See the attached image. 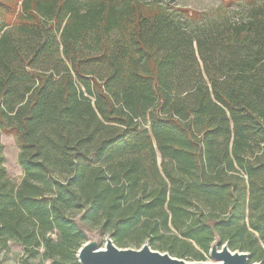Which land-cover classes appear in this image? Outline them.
Instances as JSON below:
<instances>
[{
	"label": "trees",
	"instance_id": "obj_1",
	"mask_svg": "<svg viewBox=\"0 0 264 264\" xmlns=\"http://www.w3.org/2000/svg\"><path fill=\"white\" fill-rule=\"evenodd\" d=\"M243 1L201 23L162 0H0V249L78 264L96 227L264 264V0Z\"/></svg>",
	"mask_w": 264,
	"mask_h": 264
},
{
	"label": "rangeland",
	"instance_id": "obj_2",
	"mask_svg": "<svg viewBox=\"0 0 264 264\" xmlns=\"http://www.w3.org/2000/svg\"><path fill=\"white\" fill-rule=\"evenodd\" d=\"M162 3H169L170 7L175 9H185L187 11H194L200 14L201 23L214 20L221 17L226 18H242L245 14V3L243 0H162ZM190 16V14H189ZM1 142L4 146V166L7 170L8 176L14 184H19L22 178V169L18 165V148L16 147L12 136L1 135ZM86 242H95L100 249L104 247V241L106 238H111L107 232H99L96 227L91 228L90 231H86ZM134 238V236H131ZM166 242V239H163ZM159 242V244H162ZM85 242V243H86ZM144 244H148V240L144 241ZM217 247H221L218 240L214 242ZM223 245H227L226 243ZM150 246V245H149ZM122 249H134L133 243H129L127 248ZM151 249L152 248L151 246ZM164 253V252H162ZM196 253V254H193ZM202 255V259L197 256ZM248 254V253H247ZM250 259V256H249ZM181 260L185 262H206L214 263L215 261L211 258L209 252L204 253L198 248H195L193 252L186 253ZM0 264H49L43 260L40 256L35 258L30 257L24 252V249L13 242L8 243L6 249H0ZM249 264V261H248ZM250 264H263L261 261H256Z\"/></svg>",
	"mask_w": 264,
	"mask_h": 264
},
{
	"label": "water",
	"instance_id": "obj_3",
	"mask_svg": "<svg viewBox=\"0 0 264 264\" xmlns=\"http://www.w3.org/2000/svg\"><path fill=\"white\" fill-rule=\"evenodd\" d=\"M209 254L214 263L185 262L168 253L153 250L148 244H143L137 250L122 249L111 238H106L102 249L95 242L84 243L77 251L76 258L78 264H248L249 261V254L231 252L227 245L218 248L213 244Z\"/></svg>",
	"mask_w": 264,
	"mask_h": 264
}]
</instances>
